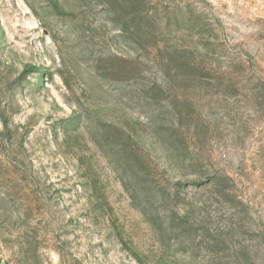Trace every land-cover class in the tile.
I'll list each match as a JSON object with an SVG mask.
<instances>
[{"label": "rangeland", "instance_id": "1", "mask_svg": "<svg viewBox=\"0 0 264 264\" xmlns=\"http://www.w3.org/2000/svg\"><path fill=\"white\" fill-rule=\"evenodd\" d=\"M0 264H264V0H0Z\"/></svg>", "mask_w": 264, "mask_h": 264}]
</instances>
